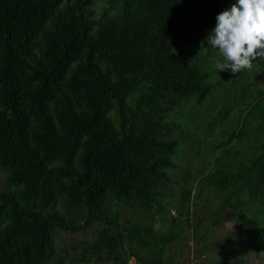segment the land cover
<instances>
[{
  "label": "trees",
  "instance_id": "16d2710c",
  "mask_svg": "<svg viewBox=\"0 0 264 264\" xmlns=\"http://www.w3.org/2000/svg\"><path fill=\"white\" fill-rule=\"evenodd\" d=\"M99 2L107 7L96 16ZM234 2L0 0V264H47L52 222L68 231L103 226L93 248L111 264L125 254L163 263L175 236L161 237L150 256L126 253V240L152 231L110 208L149 212L169 184L177 146L169 114L211 89L174 49L195 27L214 28ZM208 184L227 191L223 207L258 241L260 223L245 221V209L264 195V147Z\"/></svg>",
  "mask_w": 264,
  "mask_h": 264
},
{
  "label": "rangeland",
  "instance_id": "374dc122",
  "mask_svg": "<svg viewBox=\"0 0 264 264\" xmlns=\"http://www.w3.org/2000/svg\"><path fill=\"white\" fill-rule=\"evenodd\" d=\"M105 7L99 2L93 12L98 16ZM209 31L195 27L192 39L174 49L180 59L198 70L201 82L211 89L202 102L189 95L169 114L177 140L169 184L149 212L117 203L110 209L118 212L120 220L129 219L152 231L149 236L126 240V253L130 247L150 256L158 251L161 237L174 235L164 248L162 264H264V195L246 205L245 221L257 220L261 226L259 240L251 242L239 224L238 213L222 205L227 191L208 184L223 165L263 150L264 60L257 58L250 71L235 75L217 72L214 61L219 57L214 49L205 51L208 46L202 42ZM139 93L141 89L132 98H138ZM227 149L234 154L224 156ZM5 180L6 173L0 169V188L6 185ZM102 229L92 224L87 229L68 231L52 222L53 252L47 264H111L105 251L93 248ZM120 264L139 263L125 254Z\"/></svg>",
  "mask_w": 264,
  "mask_h": 264
},
{
  "label": "clouds",
  "instance_id": "9594fccd",
  "mask_svg": "<svg viewBox=\"0 0 264 264\" xmlns=\"http://www.w3.org/2000/svg\"><path fill=\"white\" fill-rule=\"evenodd\" d=\"M217 57L214 69L235 75L250 71L260 58L264 60V0H235L215 17V27L205 40Z\"/></svg>",
  "mask_w": 264,
  "mask_h": 264
}]
</instances>
